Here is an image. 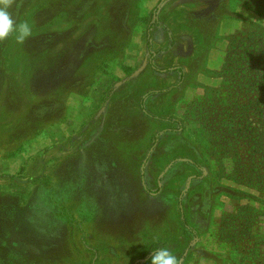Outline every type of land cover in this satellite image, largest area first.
<instances>
[{
  "label": "rangeland",
  "instance_id": "obj_1",
  "mask_svg": "<svg viewBox=\"0 0 264 264\" xmlns=\"http://www.w3.org/2000/svg\"><path fill=\"white\" fill-rule=\"evenodd\" d=\"M159 1L10 0L32 34L0 41V264H264L263 55L221 70L264 49V0L167 2L155 66L188 76L154 93L178 77L134 76Z\"/></svg>",
  "mask_w": 264,
  "mask_h": 264
},
{
  "label": "trees",
  "instance_id": "obj_2",
  "mask_svg": "<svg viewBox=\"0 0 264 264\" xmlns=\"http://www.w3.org/2000/svg\"><path fill=\"white\" fill-rule=\"evenodd\" d=\"M169 1H171V0H160L159 3H158V5L154 9V11L152 13L151 21H150V23H149V25H148V27L146 29V47H147L148 52L150 53V57L148 59L149 64L152 66V68L155 71H157L159 73H162V74H164V73H170V72H177V73L180 74V79H179V83H177L175 86L170 87L168 89H164L162 91H156L154 93H158V92H160V93L172 92L173 90L179 88L182 84H184L186 82V79H187L186 73L184 72L183 68H181V67H176V68L165 69L164 70V69L157 68L153 64L156 56L159 53L166 52V51H168L171 48V46H170V47L165 48V49H163L161 51L155 52L153 50V47H152V30L155 27H161L162 26L160 24V22L158 21V17H157L158 16V13L163 8V6L167 2H169ZM259 2L261 3V1H259ZM245 6H246V8H244V9H247V10H249L251 12H255L257 14H259V11L261 10V9H255V8H253V3L250 4V2L249 3H245ZM259 15L260 16H264L262 14H259ZM257 30L264 33V28H262L260 26H257ZM242 37H244V38L242 39V41L240 43H242L241 45L243 46L244 51L237 53L238 47L235 46V43H231V45L229 47V52H228L227 59H226L224 65L221 68L222 75H223V72L226 71V70L227 71H233L234 72L235 70H237V69H239L241 67L248 66L249 65V62L253 58H256L258 53H261L263 55L260 58H263V61H264V49H260V50L257 49L258 37H253V36H250L249 34H244V35H242ZM262 38H263V41H264V35L262 36ZM238 39H239V37H238ZM250 66H251V63H250ZM246 73L248 75L250 74L249 71H247ZM220 75H221V72H218V76H220ZM250 81H251V79H250ZM251 82L252 83H250V84H248V85L245 86L246 89L252 90L257 85V84H255L256 83L255 79H254V81H251ZM221 89H222V85L220 87H218V92ZM228 98H230L231 101H230V103H227L225 105H232L233 104L234 107H236V106L239 105V103H240L239 100L240 99L236 95L230 94V97H228ZM144 100H145V98L141 102V109L143 110V112H144V114L146 116L151 117V115L146 111L145 103H144L145 101ZM220 103L223 104L222 102H220ZM230 116H232V115H230ZM229 119L230 118H228V120ZM158 120L164 121V122H168V123L178 124L179 125V128L176 129V130H174L173 132L178 133V132H181L183 130V124L180 121L176 120V119H159L158 118ZM240 130H242V129H240ZM240 132H242V131H240ZM180 204L182 205V202L181 201H180ZM182 218H183V224L187 228L188 225H187V221H186V217H185V214L184 213L182 215Z\"/></svg>",
  "mask_w": 264,
  "mask_h": 264
},
{
  "label": "clouds",
  "instance_id": "obj_3",
  "mask_svg": "<svg viewBox=\"0 0 264 264\" xmlns=\"http://www.w3.org/2000/svg\"><path fill=\"white\" fill-rule=\"evenodd\" d=\"M0 41H5L12 34L18 44H23L31 36L32 28L28 22L17 23L8 10L10 0H0ZM150 264H178V259L167 248H161L154 252L150 258Z\"/></svg>",
  "mask_w": 264,
  "mask_h": 264
},
{
  "label": "crops",
  "instance_id": "obj_4",
  "mask_svg": "<svg viewBox=\"0 0 264 264\" xmlns=\"http://www.w3.org/2000/svg\"><path fill=\"white\" fill-rule=\"evenodd\" d=\"M209 22V21H208ZM209 24H207V26H208ZM157 57V56H156ZM156 59V58H155ZM148 61V60H147ZM149 62V61H148ZM154 65H155V60H154V63H153ZM181 68H183V70H184V72L186 73V77L188 76V73H187V71L185 70V68L184 67H182V66H180ZM158 68V67H157ZM172 68H176V67H172ZM172 68H169V69H172ZM168 69V68H167ZM165 70V69H164ZM170 73H172V74H175V75H177L178 77H177V82L176 83H179V79H180V74L179 73H177V72H170ZM170 73H168V74H170Z\"/></svg>",
  "mask_w": 264,
  "mask_h": 264
},
{
  "label": "water",
  "instance_id": "obj_5",
  "mask_svg": "<svg viewBox=\"0 0 264 264\" xmlns=\"http://www.w3.org/2000/svg\"><path fill=\"white\" fill-rule=\"evenodd\" d=\"M147 62L148 61L146 60L145 63H144V65L137 72H135L134 76L138 75L141 71H143L145 69V67L147 65Z\"/></svg>",
  "mask_w": 264,
  "mask_h": 264
}]
</instances>
